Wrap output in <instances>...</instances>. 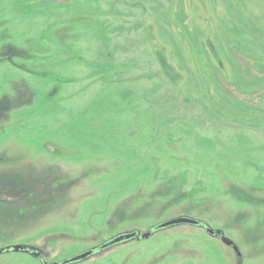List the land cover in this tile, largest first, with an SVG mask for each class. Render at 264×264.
Segmentation results:
<instances>
[{
  "label": "rangeland",
  "instance_id": "rangeland-1",
  "mask_svg": "<svg viewBox=\"0 0 264 264\" xmlns=\"http://www.w3.org/2000/svg\"><path fill=\"white\" fill-rule=\"evenodd\" d=\"M0 249L264 264V0H0Z\"/></svg>",
  "mask_w": 264,
  "mask_h": 264
},
{
  "label": "water",
  "instance_id": "water-1",
  "mask_svg": "<svg viewBox=\"0 0 264 264\" xmlns=\"http://www.w3.org/2000/svg\"><path fill=\"white\" fill-rule=\"evenodd\" d=\"M183 223L194 224V225H202L199 221H197L195 219L188 218V217H180V218H175V219L169 220L167 222H164V223L160 224L158 226V228L161 229V228H165V227H168V226H171V225L183 224ZM206 230H207L208 233H210L212 235L220 236L222 241L225 244H227L229 246H232L234 248V250L238 253V255L241 256V251H240L239 247L235 244V242L233 240L227 238L223 234V232L221 230H217L216 231V230H213L210 227H206ZM152 234H153V231L143 232V233H140V234L138 232H127L125 234H122V235H119V236L113 238L109 243H107L103 247H106L108 245H112V244H115V243H119V242H122V241L130 240V239H133V238H136V237H139V236H141L142 238H149ZM13 248L16 251H20V250L27 251V252H31L32 251L31 248H28L27 246H22V245L14 246ZM3 251H4V249H0V253H2ZM93 253H94V250L87 251V252H85V253H83L81 255H78V256L70 259V260H67L66 263L76 262V261L85 259V258L89 257L90 255H92Z\"/></svg>",
  "mask_w": 264,
  "mask_h": 264
},
{
  "label": "flooded vegetation",
  "instance_id": "flooded-vegetation-1",
  "mask_svg": "<svg viewBox=\"0 0 264 264\" xmlns=\"http://www.w3.org/2000/svg\"><path fill=\"white\" fill-rule=\"evenodd\" d=\"M203 226V225H201ZM204 227V226H203ZM205 230H206V227H205ZM220 237V236H219ZM221 238V237H220ZM30 248V247H28ZM31 249H35V250H32L30 253H32L33 255H40L41 254V251L38 250L37 248H31Z\"/></svg>",
  "mask_w": 264,
  "mask_h": 264
},
{
  "label": "trees",
  "instance_id": "trees-1",
  "mask_svg": "<svg viewBox=\"0 0 264 264\" xmlns=\"http://www.w3.org/2000/svg\"><path fill=\"white\" fill-rule=\"evenodd\" d=\"M32 250H35V249H32Z\"/></svg>",
  "mask_w": 264,
  "mask_h": 264
}]
</instances>
